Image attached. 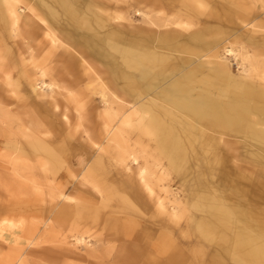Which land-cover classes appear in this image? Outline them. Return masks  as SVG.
Returning a JSON list of instances; mask_svg holds the SVG:
<instances>
[{
    "label": "bare ground",
    "instance_id": "1",
    "mask_svg": "<svg viewBox=\"0 0 264 264\" xmlns=\"http://www.w3.org/2000/svg\"><path fill=\"white\" fill-rule=\"evenodd\" d=\"M135 1L139 23L127 0H0V45L5 46L0 62L15 67L16 56L21 64H32L25 74L27 92L39 101L46 120L54 124L52 117L59 119L78 150L86 141L95 147L92 157L82 153L73 174L99 196L101 206L111 200L108 184L117 185L106 163L112 160L135 196L119 199L152 206L163 216L156 224L161 237L147 247L145 242V247L119 245L114 261L181 264L192 254L198 262L209 245L214 247L209 264H264V43L261 50L252 49L253 35L204 25L219 18L214 10L207 12L210 0ZM240 21L254 32L253 19ZM110 25L115 27L105 28ZM229 55L240 61L236 72ZM0 67L3 125L16 101L13 91L3 88L12 86V71ZM94 94L99 105L93 104ZM82 103H88L85 110ZM89 107L99 122L97 130L84 128L81 113ZM72 109L77 113L74 127ZM142 136L154 141L153 149L151 141L141 142ZM35 139L55 157L57 137L43 128ZM170 174L178 180L179 195L168 182ZM49 189L59 199L61 218L83 204L73 203L75 197L60 187L50 184ZM47 220L45 225L52 227ZM4 224L0 256L8 264H26L13 222ZM72 230L84 256L110 261L114 249L107 239L97 234L88 243V228ZM39 236L28 243L31 251ZM176 238H186L188 250ZM60 242L70 253L77 247L68 234Z\"/></svg>",
    "mask_w": 264,
    "mask_h": 264
},
{
    "label": "rangeland",
    "instance_id": "2",
    "mask_svg": "<svg viewBox=\"0 0 264 264\" xmlns=\"http://www.w3.org/2000/svg\"><path fill=\"white\" fill-rule=\"evenodd\" d=\"M136 2L127 0L126 4L133 20L139 23L140 16L135 13ZM109 4L115 6V3ZM122 4L124 3H118L116 7H121ZM207 4L209 6L207 12L214 10L217 15L219 14V18L215 21H204V25L219 26L222 30H228L230 33L253 35L255 40L250 44V47L261 50V43H264V9L261 8V0H241L238 4L231 0H210ZM239 7H245V10ZM229 13L230 15L226 16ZM245 16L253 19L252 23L255 27L251 29L254 32H248L246 28L242 27L240 19ZM108 27L115 26L110 25L105 28ZM3 49L5 46L0 45V54ZM228 58L231 70L236 72L240 61L230 55ZM14 60L15 67L10 68L7 66V61L0 62V65L5 69L7 67L6 70L12 71V86H3V88L13 91L11 96L16 101L11 112L7 115L5 124H0V226L7 228L4 223L13 222V235L17 236L20 241V247L24 250L22 257L26 264H143L141 261L144 258L134 260L118 258L119 260L116 262L113 260V255L119 245L124 243L135 242L145 247L142 244L145 242L147 247L150 242L157 240L156 237H161L158 235L159 231L156 230L159 228L156 224L162 220L163 216L155 208L152 209V206L146 209L140 205L128 203L129 206L127 202H122L119 199L120 196H123L134 200L135 196L123 183L125 175L118 166L114 165L112 160L106 163L110 165L111 174H113L117 185L115 186L112 182L108 184L111 188V200L107 207L100 205L99 196L91 188L83 187L78 183L73 169L79 167L80 162L78 161L81 159L82 153L91 157L96 154L95 147L86 141L78 150L74 141L71 142L69 138H66V134L63 132L64 126L59 119L53 116L54 124L46 120L45 112L39 109V101L29 95L31 92L29 94L27 92L29 85L25 80V74L32 70V64H21L16 56ZM94 68L102 70L99 65L97 67L94 65ZM3 70L0 67V82L2 83H4ZM103 78L108 82L105 73H103ZM108 84L115 86L113 83L108 82ZM111 89L113 88L111 87ZM91 93H94L93 89H91ZM122 94L127 100H131L129 95ZM87 104L82 103L85 105L84 110L87 108ZM93 104L99 105L96 94L93 96ZM90 111L89 107L88 112L82 111L81 113L84 118V128L92 127L93 130H97L99 122L95 120L94 114ZM72 112L70 114L71 125L74 127L77 122V113L75 114L73 109ZM43 128L57 137V141H54L57 151L55 157L48 156L47 152L36 142L35 136ZM84 128L79 131L81 132ZM136 134V132L132 133V141L136 138ZM97 138H100L99 134H97ZM148 141H151L149 137H141L143 144H147ZM153 146L154 141H151V149ZM104 157L108 158V156ZM168 182L174 192L179 195L177 178L170 174ZM50 184L72 194L75 197L73 203L78 201L83 204L78 206L79 209H76L74 213L64 212L63 214L66 216L59 217L61 216L57 212L59 208L56 209L59 199L50 196ZM47 195H49L50 201H48ZM47 219H51L52 227L45 225L48 222ZM74 226H78V230L88 228L89 232L84 233L88 243H94L97 234L107 239L114 249L113 254L108 257L110 261L107 262L102 257L84 256L81 245L77 244L74 238L77 235L76 231H69ZM6 232L9 230L6 229ZM37 234L40 235L36 240L38 246L31 251L33 245L29 246L28 243ZM63 234H68V240L78 247H75L74 252L70 253L63 248L60 242ZM73 234L75 235L72 236ZM137 234L139 236L134 237ZM175 241H178L177 243L181 244L182 248L188 245L186 238H176ZM185 249L188 250V248ZM213 251L214 247L208 245L206 254L200 257V261H193L194 255L189 254L190 256H187L184 263L181 262V264H188L190 261L196 264H209L208 255ZM0 264H8L7 259L0 256Z\"/></svg>",
    "mask_w": 264,
    "mask_h": 264
}]
</instances>
